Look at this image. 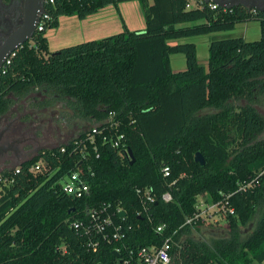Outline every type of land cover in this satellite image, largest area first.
Here are the masks:
<instances>
[{
    "label": "trees",
    "instance_id": "obj_1",
    "mask_svg": "<svg viewBox=\"0 0 264 264\" xmlns=\"http://www.w3.org/2000/svg\"><path fill=\"white\" fill-rule=\"evenodd\" d=\"M118 1L44 4L50 16L45 29L35 31L0 69V117L14 107L59 106V120H66L61 114L69 106L73 122L94 125L113 112L133 155L131 162L110 144L97 152L88 148L79 165L89 191L81 197L57 183L78 162L77 154H59L60 144L21 162L24 170L14 182H0V264H113V244L92 250L86 236L71 226L100 203L125 211L114 220L126 227V248L159 245L177 230L173 237L180 247L173 248L171 264H261L264 114L257 104L264 100V11L243 5L210 8L204 1L187 8L188 0H137L144 29L124 26L118 33L49 52L44 31L57 27L59 16L83 19ZM251 20L259 23L260 37L211 40L206 66L197 58L195 43H170ZM174 53L184 55V69L171 68ZM39 115L26 113L23 130ZM71 142L62 144L70 151ZM197 152L204 165L195 161ZM41 157L49 166L46 173L28 172ZM165 166L168 176H163ZM5 176H10L8 168L0 172V178ZM250 181L251 187L239 189ZM146 187L155 199L144 210L136 189ZM165 192L171 200L162 199ZM200 196L223 200L233 209L226 213L225 235L202 240L192 236L202 223L180 227ZM159 224H165L163 234L155 230Z\"/></svg>",
    "mask_w": 264,
    "mask_h": 264
},
{
    "label": "built area",
    "instance_id": "obj_2",
    "mask_svg": "<svg viewBox=\"0 0 264 264\" xmlns=\"http://www.w3.org/2000/svg\"><path fill=\"white\" fill-rule=\"evenodd\" d=\"M201 2L196 0H188L186 5L187 8L201 7ZM45 4H53L54 0H45ZM210 8H216L213 2H208ZM50 20L48 13L42 11L39 20L35 26V31H43L46 27L47 22ZM12 53L5 61V64L10 62ZM0 68V69H1ZM98 135V137H97ZM110 144L111 147L117 149L120 153L125 152L127 154V147L124 141V135L119 130V121L115 118L113 112H109L107 117L97 124H94L88 128L85 132L77 134L72 138L71 150H67L65 144H60L58 148L59 154L67 153L70 155H78L76 168L70 172L62 174L57 183L60 184L62 191L65 193L81 197L83 194L88 193L89 187L87 182L81 177L82 169L79 164L87 158L88 148H92L93 151L97 152L100 145ZM68 151V152H67ZM52 154L54 152H51ZM98 156V155H97ZM10 170V176L0 178V182L3 185H8L14 182V176L23 172L21 162L8 168ZM49 169L47 160L44 157L39 158L35 163L31 164L26 170L34 175L46 173ZM163 176L169 175V168L167 166L162 168ZM252 181L242 184L239 189L245 190L252 186ZM1 189V188H0ZM137 194L139 195L143 208L145 210L148 202L154 201L155 197L151 193L148 187L137 188ZM162 199L165 201L171 200L169 192H165L162 195ZM215 210H220L225 213H233V209L226 206V202L223 200L219 201H207L203 196L198 197L195 204V211L186 216L183 225L195 226L199 222L204 224L207 223V217L210 216ZM122 208L116 206L111 207V203H100L96 206H92L86 209L84 218H75L72 221L71 226L74 229L81 231L87 238V246L92 250H96L103 243L113 244V254L115 260L113 264H171L173 248H179L180 242L174 241V235L177 230L172 234L164 236L161 244H149L142 245L135 248H126L122 244V240L126 236V227L121 222H116L114 217L116 214L122 219L120 212ZM125 212V211H124ZM140 214V212H138ZM156 232L163 234L165 230V224H159L155 228Z\"/></svg>",
    "mask_w": 264,
    "mask_h": 264
},
{
    "label": "crops",
    "instance_id": "obj_3",
    "mask_svg": "<svg viewBox=\"0 0 264 264\" xmlns=\"http://www.w3.org/2000/svg\"><path fill=\"white\" fill-rule=\"evenodd\" d=\"M64 17L65 15L59 16L60 25H61V19L62 21L63 19H68L65 20L64 22L68 24V28L70 30L68 29L67 36L63 37L60 41H56L58 39L54 40L55 39L54 36L56 35L55 31L56 29H58V27L51 28L48 30V32H46L45 36L47 38V45L49 52H54L60 49L61 47L72 45L77 42L79 43L90 39H99L108 36L110 34L120 32L123 30L124 26L127 27L129 30H141L144 29L145 27L143 13L137 0H120L116 4H109L103 8H100L96 12L86 16L83 19H79L76 16H67L68 18H64ZM244 24L246 25V22ZM244 30L247 34V28L245 29L244 27ZM257 35L258 37H260V27H259V32H257ZM239 36L247 40L242 33ZM182 40H186L185 37L183 39L180 38L176 40H171L170 43L174 44ZM209 43H210L209 40L205 41L201 58L198 57L199 46H197V44L195 43L197 50V58L203 66H206L207 64ZM175 54H181V53H174L170 55L171 68L174 71L184 69L185 57L183 59L181 57L176 56L174 58L175 61L174 65H172L171 63L172 55ZM55 108L59 109L60 107L58 106L48 107L42 111L35 108H26V106L24 107L23 110H18L17 107H14L0 117L1 119L5 116L6 124L12 123L14 121L15 124L17 123L16 124L17 126V125H21V123L25 121L24 116L26 113L34 112L37 115L39 112H42V115L35 116V118L32 119V121H28L30 123L28 129L23 130L22 125L18 127V129L22 127L21 129L24 131V134H27L26 136L28 138V142L26 144L19 145V148L17 150L18 152L14 153L16 160L15 164L30 159L40 149L56 146L73 138V137H68L69 136L68 135L61 143H57V144L51 143L52 138L51 136H49V133L51 132V135L54 134L55 141H57L58 139L57 133L58 131H60L59 128L61 126L66 127V124H64L63 122L55 123L50 118L49 116L50 113L57 114L58 110H56ZM58 120H59V116L57 117V121ZM77 121H83V120H77ZM38 123H40V126H37ZM25 124L26 122L23 123V125ZM78 133L79 132H77L76 134ZM10 155L13 156V151L10 152ZM6 168L7 166H0V172Z\"/></svg>",
    "mask_w": 264,
    "mask_h": 264
},
{
    "label": "rangeland",
    "instance_id": "obj_4",
    "mask_svg": "<svg viewBox=\"0 0 264 264\" xmlns=\"http://www.w3.org/2000/svg\"><path fill=\"white\" fill-rule=\"evenodd\" d=\"M192 1V0H191ZM64 18H68L67 15H65ZM80 19V18H79ZM68 20V19H61V25L60 22L58 24V29H56V35L54 36V40L56 41H60L63 37L67 36V31H68V24L65 23L64 21ZM245 22H240L235 24L234 28L230 29V30H226V31H217V32H211L208 34H202V35H195V36H191V37H185L186 40H182L180 42H195L197 44V46H199V50H198V57L201 58V55L203 53V47H204V43L205 41L209 40H213L216 38H226V37H238L241 33L244 35V37L249 40H256L258 39V35L257 32H259V25L258 22L255 20H251V21H247L246 25L244 24ZM187 25V24H184ZM54 27V28H57ZM247 28V34L244 30ZM51 28H48L44 31V34L46 35V32H48V30ZM70 30V29H69ZM118 33V32H117ZM115 34V33H113ZM112 35V34H110ZM183 39V38H182ZM65 40V39H63ZM78 43V42H77ZM205 52V51H204ZM178 56L184 59L183 54H175L172 55V65H174V58ZM59 107V106H58ZM65 107V106H64ZM69 107V106H68ZM65 107L62 111V116L66 119V120H58L57 121V117L59 116L60 111L62 110L61 108L57 109L58 110L57 114L55 113H50L49 116L50 118L56 123H64L66 124L65 126H61L59 129L60 131H58L57 135H58V139L57 141H55V135H51V132L49 133V136H51L52 140L51 143H61L64 141L65 137H75L77 134V132H79L80 130H84V129H88L90 128L91 124L83 122V121H75L73 122V118H74V112L72 113L70 110V108ZM257 108L264 114V100H262L261 102H259L257 104ZM68 122V123H67ZM70 122V124H69ZM54 125V124H53ZM37 126H40V123L37 124ZM59 126V125H58ZM56 129V128H55ZM76 134V135H75ZM75 135V136H74ZM264 137V133L260 136V138ZM54 141V142H53ZM10 162V161H9ZM9 162H6L5 164H2L0 166H5L7 165ZM12 165V164H11ZM7 168H10L9 166ZM204 198H206V196H203ZM226 216L225 213L223 211L220 210H215L210 216L207 217V223L204 224H200L199 229L198 230H192V236L194 238H198V239H202V240H209L210 238H214V237H221L223 235L226 234ZM257 264V263H255ZM264 264V261L261 263Z\"/></svg>",
    "mask_w": 264,
    "mask_h": 264
},
{
    "label": "water",
    "instance_id": "obj_5",
    "mask_svg": "<svg viewBox=\"0 0 264 264\" xmlns=\"http://www.w3.org/2000/svg\"><path fill=\"white\" fill-rule=\"evenodd\" d=\"M45 1V0H44ZM205 3L213 2L222 8H231L235 5H243L249 9L264 11V0H202ZM15 4V3H14ZM13 5V1L8 4H3L0 0V6L8 8ZM43 11V4H39V0H24L22 19L18 26L14 28L7 36L1 39L0 42V68L5 63L6 59L14 53L24 42L32 39L35 32V26ZM127 155L133 162V155L130 149L127 150ZM194 159L201 165L205 164V158L200 152L195 153ZM121 216L125 214L120 212ZM114 255H117L114 253Z\"/></svg>",
    "mask_w": 264,
    "mask_h": 264
},
{
    "label": "flooded vegetation",
    "instance_id": "obj_6",
    "mask_svg": "<svg viewBox=\"0 0 264 264\" xmlns=\"http://www.w3.org/2000/svg\"><path fill=\"white\" fill-rule=\"evenodd\" d=\"M10 1H13L12 6L8 8L0 6V42L2 38L20 24L22 19L24 0H2V3L8 4ZM44 2V0H39V4H43V6ZM16 124L14 121L6 124L5 116L0 119V165L10 161L5 166H14L16 163L14 153L18 152L19 145L28 142L27 134H24L22 127L18 129L19 125L16 126ZM12 151L13 156L10 155Z\"/></svg>",
    "mask_w": 264,
    "mask_h": 264
}]
</instances>
